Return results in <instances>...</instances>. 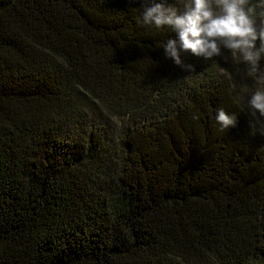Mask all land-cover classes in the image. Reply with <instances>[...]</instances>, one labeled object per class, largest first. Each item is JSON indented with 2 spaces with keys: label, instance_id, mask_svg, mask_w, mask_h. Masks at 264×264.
Returning a JSON list of instances; mask_svg holds the SVG:
<instances>
[{
  "label": "trees",
  "instance_id": "trees-1",
  "mask_svg": "<svg viewBox=\"0 0 264 264\" xmlns=\"http://www.w3.org/2000/svg\"><path fill=\"white\" fill-rule=\"evenodd\" d=\"M148 2L0 0V264H264L257 82L175 64Z\"/></svg>",
  "mask_w": 264,
  "mask_h": 264
},
{
  "label": "clouds",
  "instance_id": "clouds-1",
  "mask_svg": "<svg viewBox=\"0 0 264 264\" xmlns=\"http://www.w3.org/2000/svg\"><path fill=\"white\" fill-rule=\"evenodd\" d=\"M258 6L259 13L250 0H180L179 6L167 0H149L140 22L175 33L162 47L177 65L183 64L184 52L212 60L226 50L233 63L242 66L235 68V74L257 82L242 98L244 106L252 117L264 118V0H258ZM215 121L225 130L237 122L236 116L222 107L216 110Z\"/></svg>",
  "mask_w": 264,
  "mask_h": 264
}]
</instances>
